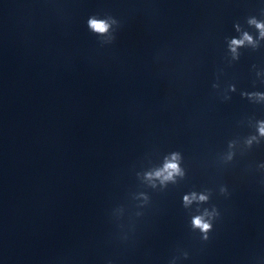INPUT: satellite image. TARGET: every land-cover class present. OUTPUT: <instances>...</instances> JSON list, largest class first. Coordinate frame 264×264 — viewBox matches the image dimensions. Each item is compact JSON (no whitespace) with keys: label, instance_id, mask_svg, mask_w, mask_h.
<instances>
[{"label":"water","instance_id":"95a60500","mask_svg":"<svg viewBox=\"0 0 264 264\" xmlns=\"http://www.w3.org/2000/svg\"><path fill=\"white\" fill-rule=\"evenodd\" d=\"M262 10L264 0H0V264H168L177 247L190 253L180 264H264V141L219 160L264 119L240 96L264 92V41L231 64L225 43L236 22L255 36L246 19ZM94 13L121 20L113 45L88 31ZM174 150L185 178L142 185L136 173ZM204 188L221 218L201 244L182 197ZM119 205L125 224L144 213L128 245L110 218Z\"/></svg>","mask_w":264,"mask_h":264},{"label":"clouds","instance_id":"9594fccd","mask_svg":"<svg viewBox=\"0 0 264 264\" xmlns=\"http://www.w3.org/2000/svg\"><path fill=\"white\" fill-rule=\"evenodd\" d=\"M261 14L264 15V10H262ZM246 23L249 28H254L257 34L254 36L243 28L239 22L234 23L233 28L237 35L225 37L229 64L240 59V49L251 48L257 50L261 42L264 41V19L250 16L246 19ZM86 27L90 33L97 37L100 47H105L115 43L117 33L122 27V22L110 13H104L103 15L94 13L87 18ZM256 75L257 77L264 76V72H257ZM260 82L264 84V79ZM211 87L214 90L221 89L219 75L216 76ZM234 92H236L235 84H228L223 89V101H229L231 99L230 93ZM240 96L254 104L264 105V92L262 91H241ZM248 123L255 131L243 137L242 140L237 138L227 142V149L219 154V160L224 165L231 164L234 161L237 150H239L241 155H244L254 145L259 146L264 141V119H257L254 123L252 119H249ZM183 160L184 157L180 151L174 150L168 152L163 156L160 164L152 165L137 172L136 177L147 188L163 190L169 184L175 185L185 178L186 169L182 166ZM257 169L264 172V162L259 163ZM218 191L221 196H230L227 185L221 184ZM212 196L213 190L204 188L201 191H190L182 197V207L185 210H189L190 214V231L199 234L201 244H206L212 239L211 234L214 232V226L221 218L219 208L211 203ZM133 200L138 201L136 204L137 209H143L150 203V196L147 192L140 191L133 195ZM194 205L195 208L193 209ZM124 215L125 208L123 205L114 207L110 212V218L117 229L116 239L121 244L128 245L135 242L136 219L142 217L144 213L139 210L135 211L133 215L129 216L126 224L123 222ZM189 258L190 253L188 250L177 247L174 250V254L170 257L168 264H180V262ZM106 264H114V262L108 259Z\"/></svg>","mask_w":264,"mask_h":264}]
</instances>
